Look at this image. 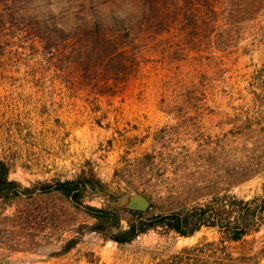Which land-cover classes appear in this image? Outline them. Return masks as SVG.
<instances>
[{"label":"rangeland","instance_id":"1","mask_svg":"<svg viewBox=\"0 0 264 264\" xmlns=\"http://www.w3.org/2000/svg\"><path fill=\"white\" fill-rule=\"evenodd\" d=\"M142 1L34 2L66 31L94 14L133 23L144 14L157 16L161 28L154 19L155 27L143 26L135 43L125 45L139 63L130 75L116 63L105 74H84L71 55L81 38L49 52L26 22L0 27V159L9 164L10 179L30 187L93 175L104 189L88 188L85 205L124 208L137 193L150 201L149 215H160L211 203L225 193L229 171L247 169L256 175L231 193L263 198L264 132L258 124L264 108L253 98H264V10L241 24L240 36L219 54L204 48L202 39L210 0H153V9ZM231 1L242 0H224V8ZM192 16L199 18V36L191 37ZM131 219L125 215L121 226ZM94 223L59 194L0 201V264L58 257L78 264H171L186 247L220 240L217 229L203 227L183 238L158 228L119 245L89 232ZM72 239L77 244L65 252ZM226 247L234 257L254 255L264 264V228ZM221 254L218 245L204 247L199 259L210 264Z\"/></svg>","mask_w":264,"mask_h":264},{"label":"trees","instance_id":"2","mask_svg":"<svg viewBox=\"0 0 264 264\" xmlns=\"http://www.w3.org/2000/svg\"><path fill=\"white\" fill-rule=\"evenodd\" d=\"M37 1L30 0L24 3L20 0H0V27H4L6 23L15 19L26 22L32 29L31 34L34 40L40 42L43 50L49 52L58 48L60 44L73 41L76 37L83 39L79 47L71 50V55L76 53L77 64L87 75L99 72L105 74L107 73L105 72L106 68L115 63L124 70H129L130 75L133 72L132 69L138 67L139 63L135 53L127 55L124 50L125 45L134 44L136 40L134 33L137 30L143 31L145 27L150 28L151 24H154V19H158L157 16L154 18L153 15L144 14L135 23L113 17H108L104 21L94 14L90 21L73 27V31H66L55 24L57 17L54 13L34 5V2ZM142 2L145 7L148 4L152 9L155 7L153 0H143ZM232 4L227 5L226 3L227 11L224 8V0L209 1L207 23H205L203 31L201 29L202 39L205 41L204 48L208 47L207 49L210 51L225 54L234 42L232 41L233 37L240 36V25L252 20L254 16L260 15L264 10V0H242L238 4H234L233 1ZM198 21V17L192 16L189 19L188 26L192 33L191 37L196 34L195 32L199 36L200 26L198 25L200 23ZM158 24L161 28L163 21L158 19ZM155 30V33L159 32L157 28ZM110 31L112 32L110 33ZM109 34H111V38ZM114 37L116 39H113ZM187 40L189 39L187 38ZM116 42L121 45L118 46ZM110 78L108 75L105 77L106 80ZM253 99L254 105H261V108L262 106L264 108V98H260L255 93ZM262 124H264V115L260 117L258 124L259 129L264 132ZM255 175V171L251 174L247 169H243L239 173L234 170L233 172L229 171L225 193L214 195L211 203L166 214L149 215V210L137 212L126 210L121 206L108 205L97 208L85 205L83 199L88 188H92L100 194L104 189L93 175H82L77 180L57 182L54 185L38 183L25 187L10 179V166L6 161L0 159V201L7 204L19 199H31L38 195L59 194L68 199L74 207L82 209L86 215L94 219L95 223L89 228V232L100 234L106 240L119 245L131 244L139 236L153 230L156 231L158 228H163L168 233H174L183 238L192 237L203 227L217 229L220 235L218 244L204 242L186 247L171 257V264H209L208 261H200L199 254L204 247L213 248L215 245L221 248L222 254L215 257L210 264H260L256 256L234 257L232 253L227 252L226 247L227 244L243 242L264 228V197H253L246 200L231 193L234 187L247 182ZM125 215L132 217L126 229L121 226ZM76 244V239L70 240L65 252Z\"/></svg>","mask_w":264,"mask_h":264},{"label":"water","instance_id":"3","mask_svg":"<svg viewBox=\"0 0 264 264\" xmlns=\"http://www.w3.org/2000/svg\"><path fill=\"white\" fill-rule=\"evenodd\" d=\"M150 205V201L145 196L133 193L127 198L124 208L129 211L146 212Z\"/></svg>","mask_w":264,"mask_h":264},{"label":"crops","instance_id":"4","mask_svg":"<svg viewBox=\"0 0 264 264\" xmlns=\"http://www.w3.org/2000/svg\"><path fill=\"white\" fill-rule=\"evenodd\" d=\"M66 258L64 257H58V258H50L44 262H40V263H35V264H78V263H67ZM79 264H83V263H79Z\"/></svg>","mask_w":264,"mask_h":264},{"label":"bare ground","instance_id":"5","mask_svg":"<svg viewBox=\"0 0 264 264\" xmlns=\"http://www.w3.org/2000/svg\"><path fill=\"white\" fill-rule=\"evenodd\" d=\"M186 240V239H185Z\"/></svg>","mask_w":264,"mask_h":264}]
</instances>
